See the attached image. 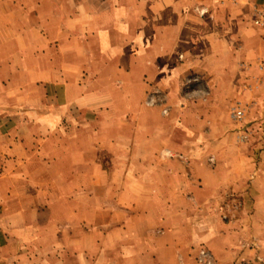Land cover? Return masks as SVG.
Returning <instances> with one entry per match:
<instances>
[{"label":"crops","instance_id":"crops-1","mask_svg":"<svg viewBox=\"0 0 264 264\" xmlns=\"http://www.w3.org/2000/svg\"><path fill=\"white\" fill-rule=\"evenodd\" d=\"M255 8L0 0V264H189L249 223L264 240ZM159 71L169 116L146 104ZM201 72L205 94L177 90Z\"/></svg>","mask_w":264,"mask_h":264},{"label":"rangeland","instance_id":"rangeland-1","mask_svg":"<svg viewBox=\"0 0 264 264\" xmlns=\"http://www.w3.org/2000/svg\"><path fill=\"white\" fill-rule=\"evenodd\" d=\"M253 20V19H252ZM251 20V24L253 25V21ZM264 37V34H263ZM264 42V38L262 39ZM177 60L180 64L185 63V57L182 54L177 55ZM262 61V64H264V61ZM191 61L189 60V63ZM158 80H160L159 86L161 89H155L153 92L148 93L149 96H153L156 98V103L151 106L153 108H159L158 111L169 108L171 106H167L169 97H166L170 93L167 89L171 86L168 82L171 78L168 72L161 71L158 72ZM205 75L201 73H190L187 76H184L181 79V83L176 84L177 90L181 87L183 88L185 94H188L189 96H194L200 94L202 96L207 92L206 90V83H205ZM168 79V81H167ZM167 82V83H166ZM167 90L164 91L163 90ZM187 95L188 98H190ZM167 104V105H166ZM176 106V105H174ZM169 110V109H168ZM170 114V112H169ZM169 116V115H168ZM241 122L244 121L240 120ZM239 121V123H240ZM237 123V122H236ZM218 218L221 222H232L233 220H236L235 218V212H217ZM239 229V230H238ZM233 230L236 234L233 236V245H228V248L223 251H220V255L213 252V250L209 249V247L205 244L199 245L198 249L194 252L189 253V256L191 259L189 260V264H199L197 261V256L199 251H204L209 258H211L213 264H264V240L260 238V236H257L255 234V230L253 228L252 223H249V225L238 226L236 228H229V231ZM241 231H243L244 234H239ZM236 243V244H234ZM229 244V243H228ZM233 246V247H232ZM219 253V251H217Z\"/></svg>","mask_w":264,"mask_h":264},{"label":"built area","instance_id":"built-area-1","mask_svg":"<svg viewBox=\"0 0 264 264\" xmlns=\"http://www.w3.org/2000/svg\"><path fill=\"white\" fill-rule=\"evenodd\" d=\"M206 10L200 11L201 15H204ZM253 26L256 28H259L264 31V8L263 9H257L255 8L253 10ZM156 103V98L153 96H149L147 98L146 104L148 106H153ZM161 114L164 116L168 115V109L164 108L161 110ZM242 111L240 110H234L232 112V117L234 118H241L242 117ZM211 161V160H210ZM197 261L199 264H213L211 258L204 252L199 251L197 256Z\"/></svg>","mask_w":264,"mask_h":264}]
</instances>
